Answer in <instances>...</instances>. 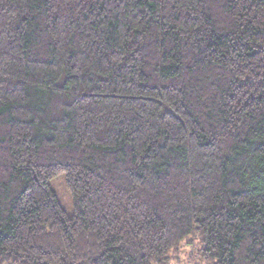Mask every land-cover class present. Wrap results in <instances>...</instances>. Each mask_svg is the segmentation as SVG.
I'll use <instances>...</instances> for the list:
<instances>
[{
    "label": "trees",
    "instance_id": "trees-1",
    "mask_svg": "<svg viewBox=\"0 0 264 264\" xmlns=\"http://www.w3.org/2000/svg\"><path fill=\"white\" fill-rule=\"evenodd\" d=\"M191 238L264 264V0H0V264Z\"/></svg>",
    "mask_w": 264,
    "mask_h": 264
},
{
    "label": "rangeland",
    "instance_id": "rangeland-1",
    "mask_svg": "<svg viewBox=\"0 0 264 264\" xmlns=\"http://www.w3.org/2000/svg\"><path fill=\"white\" fill-rule=\"evenodd\" d=\"M60 203L65 211L72 216L74 214L73 200L65 186V176H60L53 181ZM198 240L191 238L183 242L180 249L175 253V258L169 264H206L200 256Z\"/></svg>",
    "mask_w": 264,
    "mask_h": 264
}]
</instances>
